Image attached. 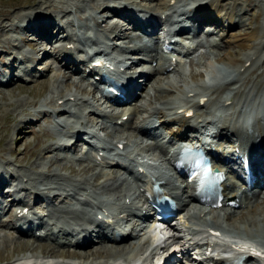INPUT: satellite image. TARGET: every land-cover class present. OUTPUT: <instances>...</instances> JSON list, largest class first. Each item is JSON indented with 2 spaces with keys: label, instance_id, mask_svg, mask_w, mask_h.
<instances>
[{
  "label": "bare ground",
  "instance_id": "obj_1",
  "mask_svg": "<svg viewBox=\"0 0 264 264\" xmlns=\"http://www.w3.org/2000/svg\"><path fill=\"white\" fill-rule=\"evenodd\" d=\"M129 1L130 0H126L123 7L122 5L117 7L118 10L127 12L125 15L124 26L122 25L120 27L117 25H106V27L101 29V24L99 23V21L95 20V17L93 18V16H90L92 17V22L96 23L98 30H102L104 33L108 32L107 38L105 39L106 42L110 39L114 41H120L122 39L129 38V34L125 32L122 34L120 33L121 31H123L124 27H126L129 23L133 24L134 22L135 24L137 22L136 19H138V17L134 16V13L137 11V8H131L130 5H128ZM149 1H155V10L159 11V13L161 11V14H167L169 11H173L178 8V6L185 7L187 14L192 15L191 19L194 21L193 27L197 30L202 28L201 31L205 30L206 23H213V25L216 23L218 27H224L225 29H228V31L236 29L242 24L243 13L245 12L244 8L237 9V0H215L216 4L215 2H210L208 4L201 3L197 6H186L190 2V4L192 5L193 0ZM125 5L128 6L126 7ZM216 5H218V7H216ZM214 7L216 8L214 9ZM66 14H68L67 16L70 17L72 12L69 11V13ZM4 15L7 17V21H9L10 16L8 14ZM132 17L133 20L131 23ZM167 18L169 19L170 23L174 24V22L170 19L169 15H167ZM146 23L149 26L156 27V21L154 17L149 16V18L146 19ZM35 25H37V23ZM55 31H57V28H55L54 26H48L47 23L41 25L40 23V25H37L35 33H38V35L36 34V37H38L41 33H48L50 36L56 34L60 37L64 33L67 36L65 40L69 41L68 45L81 42L79 41V37L77 36L78 34L76 33L75 28L70 31L68 35V31L66 30L64 32H61L59 30L56 33ZM135 31L139 32L140 30L138 28ZM252 32V36H250L251 44L248 45V52L244 53L243 56L232 57L231 51L228 50L224 54L221 53L222 55H219L218 57L214 58V60L206 58L203 61V67L206 73L204 74L200 72L191 74L190 78L193 80V82H196L195 87L190 85L187 86V88H184L182 85L173 84L170 80L161 77V75L165 71V67L162 66L160 61H158L156 58H152L150 61V63L156 61L157 64L155 68L151 69V66L147 67V69L151 70L150 72H148V70H146V67H144L140 72H137L131 76V78H133L137 75L143 76L146 74L145 77L147 78L150 87L147 86L145 88L153 89L159 92H163L164 89L173 90L176 95L172 99H162L160 96L154 94V101H156V103L154 104V101L152 100L150 101L149 105H144L142 103H132L128 107H126L121 113L113 112L111 114H107L105 111L103 112L99 108H92V106H94L95 104L90 105L89 99H79L76 95H73L69 97L66 101H64L65 107H69L70 110L77 111V114H80L79 116H81V113L83 114V112L78 110L81 108V105H83L84 109H86L85 107L89 108L88 112L90 114L92 112H95L97 114L100 113L102 117L105 116L110 120L116 121L115 127L116 125H119L120 122L121 124L116 127V129H122L128 125L127 128L133 129V132L136 135H138L137 133H142L147 135L148 137L154 138L158 130L162 128L168 129L171 131V136L164 137L163 140L165 143L162 144H170L172 146L176 145V143H190L191 139L187 134L189 132H194V134H198L196 130H202V128L204 127L198 125V128L196 129L192 127L191 120L185 119L187 111L189 109H194L195 117L197 116L200 119V123L205 124L206 126L211 124V118L219 119V124H221V121L223 120L224 122L220 125V127H215L216 138L222 140H224L225 138H229L231 139V141L222 142L219 145L220 149L231 148L232 151H234L235 153H237L238 150L241 153L245 150L246 145L236 144L238 142V139L236 138L238 135L242 136L246 134L245 139L247 141L245 142L247 144L250 142L249 138L259 139L260 143L264 141V59L261 56L263 55L262 52L264 48V30L262 31L256 28ZM208 33L209 32H207L206 34ZM199 35L200 32L198 33L196 38ZM137 37L140 38L141 42L133 41V38H131V42L133 45L131 47L128 46V48L126 49H121L120 53L117 54L119 56L121 55V53H128L130 55V58L124 61L126 62V64L131 61L133 62V55H135L136 51L141 50V46H139L138 44L144 43L143 36L137 35ZM134 39L137 40L136 38ZM53 41L54 40H52L51 42L53 43ZM55 42H60V40H56ZM217 42H219V45L221 46L223 44V39L216 37L209 44L210 46H208L212 48L214 47L213 44ZM90 43L91 41L88 40L85 44H89V51L90 49L93 50L99 48L98 45L102 44L103 42L98 41L93 42L91 44ZM226 43H228V41ZM106 45L108 44L106 43ZM112 47L117 46L112 44L110 47V55H112L113 57ZM61 50V54L58 56L59 60H61L62 62H57V65L65 69L68 68L67 65H71L73 68L71 69V72H69V74H64L61 77L59 75H56V81L60 79L65 80L69 78L70 75L78 76L77 72H80L82 69L81 67L78 68L76 60L73 59L71 53L72 51L70 48H68V46H64V48L62 47ZM42 51L44 50L40 48L37 50L36 53ZM152 51L153 50L147 52L150 53ZM48 54L49 56H52L55 53L53 51L49 52ZM201 55L200 57H198V61H200L201 57H203ZM115 58L116 57H113L114 60ZM226 59H228V63H225ZM47 60L48 57L42 60V64H47ZM146 62H148V60H145L143 64H145ZM15 66L16 65H14L13 68H15ZM87 67H89V64L85 65V68ZM176 69L177 68L175 67L173 72ZM223 70H226V72H224ZM27 73L30 74L29 72ZM204 76L206 77V79H214L216 81V84H207ZM14 77V74H8L7 77H5V74L3 72L0 73V80L5 82L3 83V85L8 83L11 84L14 81ZM198 77H201V82L194 80ZM88 78L89 77H86V79ZM19 79L23 78L19 77ZM44 84L45 83H42V85ZM138 85L139 82L136 86ZM76 87L77 89L79 88L78 86ZM20 89L22 88L20 87ZM143 91H141L140 97L142 96ZM134 98L135 95L130 96V99L134 100ZM202 99H206V102L205 105L201 107L200 104L202 102ZM97 105L99 106V104ZM182 109L185 110L182 112ZM126 116L127 119L124 120V117ZM153 117L156 118V121L152 120ZM233 120L239 121V123L241 124L239 126L240 128H236L232 124ZM254 121L258 123L256 126L247 125V122L252 123ZM155 122L158 125L155 130L150 131V128L149 131H144L143 128L145 126H151ZM29 123L30 122L25 123L27 130L31 128V124ZM80 125L82 126L81 128H83L84 126L85 128H89L88 123L81 122ZM155 125L156 124H154V126ZM241 126L244 129L241 128ZM106 127L107 126L103 127L102 130ZM73 130L74 134L72 136H69V138L77 137L81 131L79 127L75 126L72 127V131ZM247 133H251L252 136ZM240 141L243 142L242 140ZM153 142L155 150L161 149L162 152H164L163 148L160 147L159 142L154 139ZM110 144L114 145L116 150H119L124 154L126 153L124 157L131 160L132 162L129 161L131 164L137 163V170H139L140 167H144L143 165L139 164V161L146 160L148 162H151L153 167H151L150 169L157 172L155 175L159 174V176H156L157 181L165 182L163 186L165 188L174 191L178 190L176 188L175 181L173 180V175L166 167V164H170V161L168 162V155H162L161 158H163V160H161L160 157L156 156L157 154H154L153 156L148 155L146 153V150H149L152 146H147L148 148H140L141 145L139 142H137V140H133L132 138L128 137L125 138L124 142L113 141ZM59 147L67 148L69 147V144L67 142L60 141ZM78 148L79 146L77 145L74 150ZM220 149L218 148V150ZM41 151L43 153L49 150L46 148L42 149ZM143 153H145L146 155L143 156ZM92 157L96 159V166L109 167L116 164L124 169L126 176L132 175V173H134L129 170H126L124 166L120 164V162L112 161L109 164L106 163L104 157H102L100 160L97 159L96 154H94ZM231 158H233V154L231 155ZM216 166H220L219 162L216 163ZM80 171L86 172L88 171V168H83ZM72 172L75 173L78 171L72 170ZM138 175V173H135L136 177ZM60 177L61 179L59 180L39 181L40 186H53L45 188L46 190H48L49 194H52L55 190L58 191V195L55 196V200L60 202L58 204H56L57 202H53L47 205L45 209H47L49 215L52 216V218L54 219L53 221L58 226L62 228H73L74 231L79 233H85L88 237L92 233L91 229L88 228V225H93L97 215L99 214H94V211L97 210V208L100 209V213L102 214L111 211L113 212V209L116 208L118 211H120L119 214L122 215V218L124 219L128 212L132 211L133 209H137V207L135 206L141 199L139 195L142 196V194L136 195L137 193L133 192V190L130 188L128 190L124 188V185L129 177H126L127 179H122L117 176L105 174L102 177L103 180H101V182L99 183L95 182L96 180H93L95 174H92L88 178H85V180H70L67 179L66 176ZM116 178L117 180H115ZM151 179L152 178H150V180ZM111 181H114L115 184H111ZM7 182L8 177L0 176V194L2 197L7 194V192H5V188L3 187ZM181 184L182 186H184L183 193H185L186 196L180 201V207L182 203L184 208H186L187 210L186 216L189 219H186V224L184 228H186V234H188L191 239L199 240V242L207 240L210 234V231L205 229V227L207 226H209L211 229H215L218 231L223 230L224 232H229L231 233L229 235L230 237L225 236L224 238L218 239L219 245H216L214 247L213 256L220 258L223 254L230 252L231 248L234 247L233 245L227 244V242L231 241L232 238L242 237L243 239H245L246 242L253 244L256 247H259L260 250L263 252V256L261 257H257L254 255L255 258L251 259V263L264 264V190L256 196L253 195L251 199L248 196L242 198L239 201L241 206L235 209L238 211L240 210L238 214H236L237 212L235 211H231V209L224 208L220 211L206 213L205 209L196 206L197 199L194 197V194L191 190V186L188 185L185 180H182ZM256 185L260 186L262 185V183L259 182ZM118 187L119 189H117ZM122 187L124 189H122ZM32 188V190H35V192L33 193L36 199L45 196V189H41L36 183L33 185ZM109 190H112L111 192H113L114 190L119 191H117V196H113L112 194L107 193L109 192ZM232 200H236V197H234V199ZM249 200L250 202L248 203V205L242 206L246 201ZM253 200L254 202H259L254 207L249 209V205L253 202ZM15 201L16 200L11 201L10 204L12 206L16 205ZM191 204L192 206H188ZM193 205H195V207ZM6 207L7 206H2L0 208V211L4 210ZM16 207L17 209L21 210L28 208V213H36L35 211H32L27 205L17 204ZM117 216L119 217L118 214ZM12 217L10 218L9 222L14 223L13 220L16 219L15 216L13 218ZM3 227L5 228V226ZM15 227L16 226L14 224L13 230H15L18 235H25L29 233L21 232ZM127 228L117 229L118 233L121 232V236L118 238L119 240L117 238L112 241L101 239L100 244H97L102 246L100 248L96 247V245H93V241L88 242L86 247L81 248L80 245L84 242L85 239L74 236L72 237V239L76 243H78L79 247H76L72 250H55V246L68 247V242L71 241L70 238L61 239L60 243H55L50 241L49 233L44 234L40 238H34L33 236L32 238L34 240L46 239L50 242V244L45 243L36 245L32 249L29 248L30 254L14 260H10L9 258H0V264H151V262L158 256L161 251L163 253L170 251V244H167L164 247L161 246V244L165 243L166 241L163 242L162 238L159 235H154L148 230H144L142 232L140 231L141 233H134L132 230L135 227L129 229ZM32 233L34 232L32 231ZM11 241L13 242V240ZM131 241H134V243L131 244ZM20 249H23V247L21 246ZM80 251H84V253L79 255L78 252ZM4 260H7V262L2 263ZM215 263L230 264L229 260L226 258H221L220 261H217L216 259Z\"/></svg>",
  "mask_w": 264,
  "mask_h": 264
},
{
  "label": "rangeland",
  "instance_id": "obj_2",
  "mask_svg": "<svg viewBox=\"0 0 264 264\" xmlns=\"http://www.w3.org/2000/svg\"><path fill=\"white\" fill-rule=\"evenodd\" d=\"M116 1L121 2L126 0H0V73L3 72L5 77H7L8 74L15 75L13 78L14 81L11 84L8 83L3 85L2 80H0V176L8 177V182L3 186L7 194H5L4 197L0 194L2 198L6 197L11 199L13 194H17L22 200L23 198H26V200L28 198L29 201H32L36 199L33 193L35 190H32L35 183L41 189L53 187L49 185L40 186L39 181L59 180L61 179L60 176H66L67 179L70 180H85V178L95 174L93 180H96L95 182L97 183L103 180L102 177L105 174L127 179L126 176L124 177L121 175L123 172L122 169H115V167H113L116 164L106 168L96 166V159L93 157L85 159L86 156L79 151V148L71 150L68 153H62L65 147H59L60 141L67 143L74 141L73 138H69V135H71L73 126L81 127V122L88 123V127L90 126L92 129H99L100 134L105 138H109L111 141L124 142L125 138L128 137L137 140L141 145L140 148L152 146L149 150H146L148 155L155 151L153 146L154 142H152L153 140H151L150 137L147 140L142 133H137L138 135H136L133 129L127 128L128 125L122 129H116L114 126L110 127L108 124L104 125L103 122L105 121L98 118L96 116L97 113L92 112L90 114L88 112L89 108L85 107L86 109H84L83 105H81V108L78 110L83 112L81 116L77 114L74 117H69V107L66 108L60 101L64 103L69 97L76 95L79 99H89L91 105L95 104L97 96L95 92L92 91L93 88L87 87L83 82L78 81V78L83 80L84 77L70 75V77L65 80L60 79L56 81V75L61 77L64 74H69L73 68L71 65H67V69L59 67L55 59L61 54V48L69 44L68 40H61L66 36L64 33V35L62 34L61 36L60 42L55 43L51 41L59 37L56 34L50 36L48 33H41L36 37V34L38 35V33H35L36 28L40 23L41 25L47 23L48 26H54L57 28L55 33L59 30L63 32V29L65 31V28L68 26L70 18L84 21L86 16L93 12H95L93 13V15H95V20H100L97 21L101 24V28H104L105 22L106 25L109 26H124L127 12L120 11L116 7L118 11L114 15V19L111 16H107L109 13L103 12L104 9H112V4ZM203 1L207 2L208 0ZM210 2H215V0H210L207 4ZM128 5H130L131 8H137L136 12L154 18H156L158 14H161V11L159 13V11L155 10V1L130 0ZM236 5L237 9H245L243 13V22L236 29L224 34L225 39L220 37V39H223V44L221 47L219 46L220 48L215 47L213 50L208 46L209 49L207 50L209 51L204 54L201 53L202 55L200 54L203 56L200 61H198L199 55L188 64L180 68L178 67L173 73L166 75H163V73L161 77L170 80L173 84L182 85L184 88L190 85L195 87L196 82H193L190 78L191 74L200 72L206 73L203 67V61L206 58L214 60V58L226 53L228 50L231 51L232 57H241L244 53L248 52V45L251 44L250 36H252V31L256 28L262 31L264 30V0H237ZM216 7H218V5H216ZM216 7H214V9ZM69 11L72 12L70 17L66 14L69 13ZM4 14L10 16L9 21H7V17ZM90 18L92 19V17ZM117 18L123 19L122 23ZM132 20L133 17L131 18V23ZM36 23L37 25H35ZM62 25L66 27L63 28ZM82 27L84 26L82 25ZM69 32L70 31L67 32V35ZM124 32L129 34V38L120 41H114L109 38V41L114 42V45L117 46L112 47L113 54L120 53L119 49L126 46V43L132 46L131 38H133V41L141 42L140 38L137 37V35H140L138 32L136 36L130 37V35L133 36L131 26L129 28L127 26V29H125V31L123 29L120 33L122 34ZM216 33L218 36H221L224 32L221 30L216 31ZM206 36L217 37L214 36V32L212 31L206 34ZM227 41L228 43H226ZM47 42H49V44ZM56 43H63V45L56 48L53 46ZM40 48L44 51L36 53ZM53 51L55 54L49 56L48 53ZM262 53L263 55L261 56L264 59V48ZM136 55L139 54L137 53ZM46 57H48L47 64H42V60ZM227 60L228 59L225 60V63H228ZM14 65H16L15 68H13ZM26 65H28V67H25L27 68L26 71L30 74H28L29 76L22 75L23 79H19L16 75L21 74L24 70L19 69V66L24 67ZM143 80L144 78L141 76L139 82H145ZM194 80L198 82L202 81L201 77ZM42 83L45 84L42 85ZM76 86L79 88L77 89ZM20 87L22 89H20ZM164 90L163 92H159L146 88L142 96L139 97L137 104L142 103L149 105L151 100L154 101V94L160 96L162 99H172L176 95L173 90ZM154 103H156V101H154L153 104ZM95 105L93 108L97 107V105ZM86 112L89 114H86ZM27 122L31 124L29 130H27L25 125ZM105 126L107 127L102 130ZM146 140L147 143H144ZM46 148L49 151L42 153L41 150ZM117 166L118 165H116V167ZM83 168H88V171H80ZM72 170L78 172L73 173ZM115 180H117V178ZM10 183H13L12 186L16 187L12 191H7L10 187ZM111 184H115L114 181H111ZM124 188L127 190L130 188L128 182L125 183ZM124 188L122 187V189ZM117 189H119V187ZM111 191L112 190H109L107 193L117 196V191L119 190ZM47 192L48 190L45 189L44 193ZM9 199H3V204L8 205ZM53 202H57L56 204H58L60 201L54 199ZM258 202H254L253 200L249 205V209L254 207ZM16 205L12 206L10 204V206L17 209ZM10 206L0 211V213L4 211L0 216L1 259L9 258L10 260H14L21 258L30 254L29 248L32 249L36 245L45 243L50 244L46 239L34 240L32 236L30 238V236L18 235L15 233V230V232L11 231L10 229L13 230L14 224L10 227L12 222L6 223L13 211ZM29 208L34 211L32 207L29 206ZM235 212L238 214L240 210ZM1 224H4L3 226H5V228ZM11 240H13V242ZM130 243L132 244L134 241ZM21 246L23 249H20ZM96 247L100 248L102 246L96 244ZM54 249L67 250V246H55ZM82 253H84V251L78 252L79 255ZM6 262L7 260H4L2 263Z\"/></svg>",
  "mask_w": 264,
  "mask_h": 264
}]
</instances>
